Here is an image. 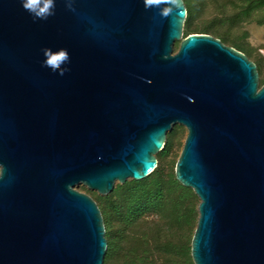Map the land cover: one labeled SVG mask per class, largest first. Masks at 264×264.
Returning a JSON list of instances; mask_svg holds the SVG:
<instances>
[{
  "label": "water",
  "instance_id": "water-1",
  "mask_svg": "<svg viewBox=\"0 0 264 264\" xmlns=\"http://www.w3.org/2000/svg\"><path fill=\"white\" fill-rule=\"evenodd\" d=\"M72 3L34 20L0 0V264H104L102 211L77 186L106 195L145 179L178 124L176 177L201 200L195 264H264L257 64L211 34L185 36L184 0L167 18L143 0ZM46 47L67 49L71 70L43 67Z\"/></svg>",
  "mask_w": 264,
  "mask_h": 264
},
{
  "label": "trees",
  "instance_id": "trees-1",
  "mask_svg": "<svg viewBox=\"0 0 264 264\" xmlns=\"http://www.w3.org/2000/svg\"><path fill=\"white\" fill-rule=\"evenodd\" d=\"M184 1L188 10L184 28L185 36L193 33L211 34L227 45L243 51L250 59L254 58V48L250 47L246 41H244L245 45L235 42L227 43L228 38L225 34L237 25L239 19L251 17L256 8L264 6V0H241L245 1V6H241L243 8L232 16L231 24L223 29L217 18L200 22L204 11L202 0ZM258 21L263 23L264 16ZM254 59L262 85L264 84V79L261 80L264 58ZM180 128L182 126L177 125L168 133L165 147L157 155L158 166L145 179H133L124 184H118L111 193L106 195L83 188L98 202L104 217L109 243L104 264H153V252L170 256L185 252L188 255V263L193 264L190 256L191 247L184 249V246L181 247L180 244L172 241L178 238L191 242L199 216L198 195L192 188L186 187L177 179L174 170L177 162L173 160L167 166L170 163L168 158L174 147L176 133ZM170 205L174 212L176 211L178 218L187 214V222H172L170 227L172 230L167 233L159 227V219L151 220L150 216L162 213ZM178 220L180 221V218Z\"/></svg>",
  "mask_w": 264,
  "mask_h": 264
},
{
  "label": "rangeland",
  "instance_id": "rangeland-1",
  "mask_svg": "<svg viewBox=\"0 0 264 264\" xmlns=\"http://www.w3.org/2000/svg\"><path fill=\"white\" fill-rule=\"evenodd\" d=\"M202 1L204 3V11H203L202 17L200 18V22H202L204 20H211V19L217 18V19H219V23L222 24L221 25L222 29L227 28V26H229L231 24L232 16H234V14L238 13L243 8V7L241 8V6H243L245 3V1H241V0H202ZM263 16H264V6H262L260 8H256L253 11V14L251 15V17L239 19V22L236 23L237 25L233 26L234 28L230 32H228V34H225V36H227V38H228L227 43H230V42L234 43L235 42L237 44L240 43L242 45H245L244 41H246V43L250 47L254 48L253 57L263 59L264 58V22L259 23V21H258V19H261ZM179 47H180V41H177L175 44V51H177L179 49ZM254 58H251V59L253 61H255ZM262 79H264V66H262L261 80ZM178 125H180V124H178ZM181 126H182V128H180L176 133L174 147H173V149L169 155V158H168V163L169 162L170 163L167 166H169L173 160H175L176 162L178 161L179 156H180L181 151H182V148L184 146L186 137L188 135L187 128L184 125H181ZM174 170L176 173V165H175ZM129 180H133V179H129ZM118 184H124V183H120L118 181L116 183L115 187ZM84 187L87 190L97 192V191L89 189L87 186H85L83 184L77 186V189L80 191L88 193L87 191H85L83 189ZM98 194H100V193H98ZM100 195H103V194H100ZM200 201L201 200L198 197L197 208L199 207ZM177 216L178 215H177L176 211L174 212L172 205H170V206H167L166 209L163 210L162 213H160L158 215H151L150 219L151 220H158L159 219L158 220L159 221V227H162L161 229H163V231L168 233L169 231L172 230L170 228L172 222L173 223H176L177 221L179 223L181 221L187 222V214L179 217L180 221L178 220L179 218ZM192 239H193V237H192ZM172 241L175 242L176 244L177 243L180 244L181 247L184 246V249L186 247H191L190 256L192 257V240H191V242L190 241L187 242L186 239L180 240V239L176 238L175 240H172ZM187 256L188 255L185 252L177 254V255L174 254L172 256L167 255V254L158 255V254H155L153 252L152 262H153V264H190V263H188L189 261H188ZM192 260H193V257H192ZM193 264H195L194 260H193Z\"/></svg>",
  "mask_w": 264,
  "mask_h": 264
},
{
  "label": "clouds",
  "instance_id": "clouds-1",
  "mask_svg": "<svg viewBox=\"0 0 264 264\" xmlns=\"http://www.w3.org/2000/svg\"><path fill=\"white\" fill-rule=\"evenodd\" d=\"M21 5L34 20H47L50 16L55 15L56 0H20ZM68 9L75 11L72 0H65ZM145 9L158 8L159 15L167 18L173 11V7L177 6V0H143ZM161 5H166L161 8ZM42 53L44 59L42 66L50 69L53 73L63 76L71 69L67 65L71 62V57L67 49L61 48L53 50L51 48H43Z\"/></svg>",
  "mask_w": 264,
  "mask_h": 264
},
{
  "label": "bare ground",
  "instance_id": "bare-ground-1",
  "mask_svg": "<svg viewBox=\"0 0 264 264\" xmlns=\"http://www.w3.org/2000/svg\"><path fill=\"white\" fill-rule=\"evenodd\" d=\"M117 182H118V181H117ZM117 182H116V183H117Z\"/></svg>",
  "mask_w": 264,
  "mask_h": 264
}]
</instances>
